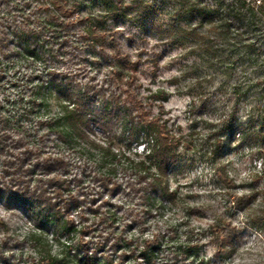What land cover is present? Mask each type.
Listing matches in <instances>:
<instances>
[{
  "label": "trees",
  "instance_id": "16d2710c",
  "mask_svg": "<svg viewBox=\"0 0 264 264\" xmlns=\"http://www.w3.org/2000/svg\"><path fill=\"white\" fill-rule=\"evenodd\" d=\"M23 1L13 12H29L0 29V57L30 72L12 101L8 95L0 100V203L26 212L73 251L71 258L37 251L31 264H154L161 249L146 240L136 245L124 228L136 220L121 225L118 205L110 203L126 192L137 195L145 210L163 215L177 202L171 176L184 168L181 147L189 146L138 95L140 59L123 51L116 26L109 25L132 11L143 14L147 1L89 0L101 10L86 14L81 12L85 0ZM170 1L178 18L196 20L168 28L171 44L184 46L190 38L209 60L220 56L215 41L235 47L260 68L256 83L264 86V0ZM30 62L41 68L32 69ZM150 97L166 101L168 94L161 90ZM260 104L257 126L247 134L241 127L254 140H264V99ZM212 145L211 158L222 154L223 139ZM256 198L253 190L232 202L245 210ZM193 216L201 218L200 209L190 205L170 226L175 239L168 246L169 264H215L235 253L239 227L220 219L196 227ZM251 224L264 231V212ZM0 264L16 263L0 250Z\"/></svg>",
  "mask_w": 264,
  "mask_h": 264
},
{
  "label": "rangeland",
  "instance_id": "374dc122",
  "mask_svg": "<svg viewBox=\"0 0 264 264\" xmlns=\"http://www.w3.org/2000/svg\"><path fill=\"white\" fill-rule=\"evenodd\" d=\"M144 1L147 7L143 14L132 11L118 20H110L109 25L116 26L123 51L132 59H140L136 81L138 95L147 101L153 115L179 130L189 146L181 147L184 168L171 176L172 186L179 191L177 202L168 205L163 215L145 210L137 195L126 192L112 196L110 203L118 205L117 211L123 218L121 225L130 219L136 220L130 227H124L126 235L133 236L136 245L146 240L155 250L161 249L155 251L154 264H169L168 246L174 245L175 239L169 228L182 219L190 205L200 209L201 218H191L196 227L206 226L216 219L239 227L235 253L225 260L215 259V264H264V231L251 224L253 218L264 212V140L245 136L257 126L261 115L258 107L264 99V86L256 83L261 70L228 44L220 45L215 41L214 44L219 45L215 54L220 56L212 60L202 49L193 48L195 42L190 38L185 39L184 46L171 44L168 28L186 27L196 20L191 22L187 17L174 15L170 0ZM17 3L23 5L24 1L0 0V29L8 22L20 21L23 13L29 12L27 9L13 12ZM100 10L89 0L81 3L82 14ZM28 65L32 69L41 68L39 63ZM12 67L8 60L0 57V100L8 95V100L12 101L24 85V73H30L24 66ZM161 90L168 94L166 101L151 99V93ZM241 127L248 129L246 134ZM98 135L102 134L98 131ZM216 138L223 139L224 148L222 154L211 158L210 150ZM48 149L54 151L53 145ZM253 190L257 191V198L248 208H235L232 202L235 197ZM16 241L21 244H15ZM0 250L16 264H31L33 258L36 261L37 251L41 255L48 250L57 255L64 253L69 258L73 254L68 244L57 242L52 231L41 229L26 212L8 210L1 203ZM206 251L209 256L213 255L212 246Z\"/></svg>",
  "mask_w": 264,
  "mask_h": 264
}]
</instances>
